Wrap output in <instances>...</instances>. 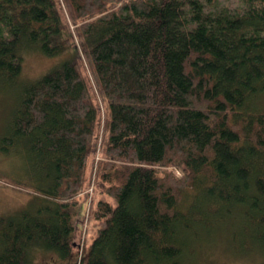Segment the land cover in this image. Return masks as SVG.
Listing matches in <instances>:
<instances>
[{
    "label": "trees",
    "instance_id": "trees-1",
    "mask_svg": "<svg viewBox=\"0 0 264 264\" xmlns=\"http://www.w3.org/2000/svg\"><path fill=\"white\" fill-rule=\"evenodd\" d=\"M219 2L0 0V180L38 200L0 215V264H184L217 227L264 264V0ZM34 52L64 61L22 83Z\"/></svg>",
    "mask_w": 264,
    "mask_h": 264
},
{
    "label": "rangeland",
    "instance_id": "rangeland-1",
    "mask_svg": "<svg viewBox=\"0 0 264 264\" xmlns=\"http://www.w3.org/2000/svg\"><path fill=\"white\" fill-rule=\"evenodd\" d=\"M227 4L228 7L231 8L243 5L242 0H220L219 2V5L222 6H225ZM63 61V54L55 57H49L40 52L29 53L25 55V59L23 61V73L20 81L22 83L35 82L45 73L58 66ZM2 91L6 95L5 90ZM13 102L14 101H11L8 98L0 101V135L4 130H6L7 122L9 121V118L11 116V109L13 108L11 107ZM19 167L20 161L17 159H0V171H2L6 175L11 176V174H14V172H17L19 170ZM176 173L180 174V171L177 170ZM98 188L100 189V192L97 196L98 199L110 201L113 204L115 203V200L111 196L101 193V189L103 188L101 184H99ZM87 191L89 194H92L94 192V189L91 188ZM37 201L38 200L34 199L33 194L29 193L28 191L21 190L0 180V215L9 216L18 214L24 210L35 209ZM83 201L84 208H87L89 201L88 198H84ZM82 228H85V224ZM87 228L86 237L88 241H91L92 237L95 235V229ZM205 237L210 238L211 236L205 235ZM222 237L223 235L220 234L219 227H217L214 240L207 243H202L200 240L197 241L193 239L189 243L191 253L190 255H188V258L186 257L184 264H257L258 262H260L261 258L259 253L256 252L254 254V257L256 258L255 260H249L247 259L248 256L246 257V255L244 254V251L239 250L232 244V242L230 243ZM77 247L78 246H76L75 244V248ZM80 250L81 248L76 251H79L80 254ZM192 255H194V257ZM74 262V255L71 258H62L58 254L50 250H46L40 247H32L30 248L27 262L25 264H74ZM262 263L263 262H260L259 264Z\"/></svg>",
    "mask_w": 264,
    "mask_h": 264
}]
</instances>
